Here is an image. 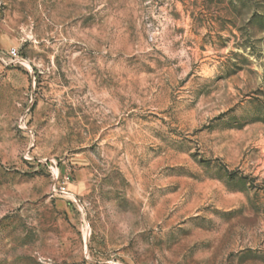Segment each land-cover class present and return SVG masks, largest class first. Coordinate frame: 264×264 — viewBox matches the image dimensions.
Returning a JSON list of instances; mask_svg holds the SVG:
<instances>
[{
  "label": "rangeland",
  "instance_id": "obj_1",
  "mask_svg": "<svg viewBox=\"0 0 264 264\" xmlns=\"http://www.w3.org/2000/svg\"><path fill=\"white\" fill-rule=\"evenodd\" d=\"M0 264H264V0H0Z\"/></svg>",
  "mask_w": 264,
  "mask_h": 264
}]
</instances>
